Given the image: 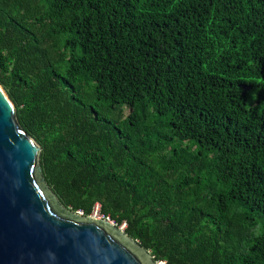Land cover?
<instances>
[{
  "label": "trees",
  "instance_id": "1",
  "mask_svg": "<svg viewBox=\"0 0 264 264\" xmlns=\"http://www.w3.org/2000/svg\"><path fill=\"white\" fill-rule=\"evenodd\" d=\"M0 84L65 207L264 264V0H0Z\"/></svg>",
  "mask_w": 264,
  "mask_h": 264
},
{
  "label": "water",
  "instance_id": "2",
  "mask_svg": "<svg viewBox=\"0 0 264 264\" xmlns=\"http://www.w3.org/2000/svg\"><path fill=\"white\" fill-rule=\"evenodd\" d=\"M40 156L0 84V264H162L115 222L65 207Z\"/></svg>",
  "mask_w": 264,
  "mask_h": 264
},
{
  "label": "built area",
  "instance_id": "3",
  "mask_svg": "<svg viewBox=\"0 0 264 264\" xmlns=\"http://www.w3.org/2000/svg\"><path fill=\"white\" fill-rule=\"evenodd\" d=\"M99 207H100V205H99ZM79 213L81 215H83V212L82 211H79ZM90 216H92L94 218L98 217L99 219H106V220H109L110 222L112 221L110 217H106L105 215H103L101 213V207L98 210H94L93 214L90 215ZM112 222H114V221H112Z\"/></svg>",
  "mask_w": 264,
  "mask_h": 264
},
{
  "label": "rangeland",
  "instance_id": "4",
  "mask_svg": "<svg viewBox=\"0 0 264 264\" xmlns=\"http://www.w3.org/2000/svg\"><path fill=\"white\" fill-rule=\"evenodd\" d=\"M99 205H100V204L97 203L96 206H95V208H94V210H98V209L101 207V205H100V207H99ZM94 210H93V212H94ZM101 213H102V212H101ZM92 214H93V213H92ZM92 214H91V215H92ZM102 214H103V213H102ZM121 227H122V228H126V224H123ZM162 264H164V263L162 262Z\"/></svg>",
  "mask_w": 264,
  "mask_h": 264
},
{
  "label": "bare ground",
  "instance_id": "5",
  "mask_svg": "<svg viewBox=\"0 0 264 264\" xmlns=\"http://www.w3.org/2000/svg\"><path fill=\"white\" fill-rule=\"evenodd\" d=\"M96 218H98V217H96Z\"/></svg>",
  "mask_w": 264,
  "mask_h": 264
}]
</instances>
